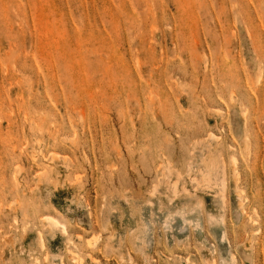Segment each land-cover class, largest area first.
<instances>
[{
	"label": "rangeland",
	"instance_id": "374dc122",
	"mask_svg": "<svg viewBox=\"0 0 264 264\" xmlns=\"http://www.w3.org/2000/svg\"><path fill=\"white\" fill-rule=\"evenodd\" d=\"M0 264H264V0H0Z\"/></svg>",
	"mask_w": 264,
	"mask_h": 264
},
{
	"label": "bare ground",
	"instance_id": "6f19581e",
	"mask_svg": "<svg viewBox=\"0 0 264 264\" xmlns=\"http://www.w3.org/2000/svg\"><path fill=\"white\" fill-rule=\"evenodd\" d=\"M236 162V161H235ZM49 218V217H48ZM48 223H50L51 225H58V222L57 221H55V220H53V218L52 219H45Z\"/></svg>",
	"mask_w": 264,
	"mask_h": 264
}]
</instances>
